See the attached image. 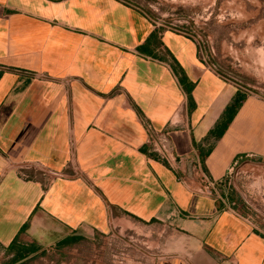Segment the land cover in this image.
<instances>
[{"label": "crops", "instance_id": "1", "mask_svg": "<svg viewBox=\"0 0 264 264\" xmlns=\"http://www.w3.org/2000/svg\"><path fill=\"white\" fill-rule=\"evenodd\" d=\"M144 120L169 129L172 166ZM194 164L217 192L196 191ZM231 166L264 171V99L194 41L120 0H0V263L99 242L101 264H264Z\"/></svg>", "mask_w": 264, "mask_h": 264}, {"label": "rangeland", "instance_id": "2", "mask_svg": "<svg viewBox=\"0 0 264 264\" xmlns=\"http://www.w3.org/2000/svg\"><path fill=\"white\" fill-rule=\"evenodd\" d=\"M120 1L140 11L157 31L194 41L200 58L223 78L245 95L264 99V0ZM225 185L236 195L238 210L264 224V171L233 167ZM100 253L99 242H78L23 264H101ZM103 264L114 263L107 258Z\"/></svg>", "mask_w": 264, "mask_h": 264}, {"label": "built area", "instance_id": "3", "mask_svg": "<svg viewBox=\"0 0 264 264\" xmlns=\"http://www.w3.org/2000/svg\"><path fill=\"white\" fill-rule=\"evenodd\" d=\"M143 126L146 133L145 144L147 145L148 153L152 157L167 166H172L177 160H179L178 157L175 156V151L169 138L168 128L156 129L150 122L145 120ZM232 170L233 166L229 167L226 175L230 174ZM192 173L197 178V192L211 195L218 191V182L212 180L202 171L200 166L194 164L192 166Z\"/></svg>", "mask_w": 264, "mask_h": 264}, {"label": "trees", "instance_id": "4", "mask_svg": "<svg viewBox=\"0 0 264 264\" xmlns=\"http://www.w3.org/2000/svg\"><path fill=\"white\" fill-rule=\"evenodd\" d=\"M244 95L237 92L234 96V98L232 99L231 103L225 108V119L223 122H221V124L219 125V127L216 129L215 131V136L218 137L219 135L222 134L223 130L225 129L226 125L228 124V122L231 120V118L233 117L236 109L239 107V105L241 104V102L243 101ZM21 256V252L18 251L17 256H15L16 258H19Z\"/></svg>", "mask_w": 264, "mask_h": 264}]
</instances>
